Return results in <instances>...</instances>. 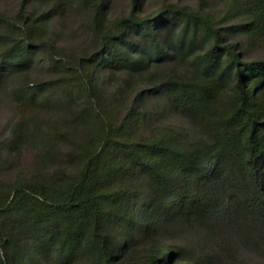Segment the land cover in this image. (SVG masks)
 I'll list each match as a JSON object with an SVG mask.
<instances>
[{"label": "trees", "instance_id": "obj_1", "mask_svg": "<svg viewBox=\"0 0 264 264\" xmlns=\"http://www.w3.org/2000/svg\"><path fill=\"white\" fill-rule=\"evenodd\" d=\"M113 1L81 0L91 17L75 69L60 64L49 40L35 38L60 14L52 0H21L13 16L0 9V89L8 88L18 113L10 145L35 121L72 139L76 162L73 171H37L10 188L0 180V264L264 257V0H225L219 17L131 0L110 19ZM40 52L57 74L27 80ZM114 79L118 94L106 85ZM63 99L75 119L93 123L88 142L75 140L68 124L48 130L36 122ZM156 113L178 122L139 136ZM184 229L212 247L172 242Z\"/></svg>", "mask_w": 264, "mask_h": 264}, {"label": "rangeland", "instance_id": "obj_2", "mask_svg": "<svg viewBox=\"0 0 264 264\" xmlns=\"http://www.w3.org/2000/svg\"><path fill=\"white\" fill-rule=\"evenodd\" d=\"M165 0H150L149 6L152 9L160 7ZM170 3H180L181 5H191L203 7L209 10L215 17H219L225 7V0H166ZM131 0H114L109 10V18L113 19L122 13L128 12ZM59 9L58 16L48 24H41V29L35 33V38L39 42L49 40L53 46L54 55L62 66L75 69L80 64L85 51V39L88 29L84 26L91 17L90 10L82 6L81 0H52ZM21 0H0V9L5 10L13 16L19 12ZM260 52V51H259ZM264 52V51H263ZM42 59L27 80L39 82L54 79L56 72L47 71L45 65L47 54L40 52ZM108 74H104L107 78ZM21 78V77H20ZM108 91H116L118 94L117 81L111 80L106 84ZM130 94V91L127 95ZM13 99L9 96L8 88L0 89V180L3 186L10 188L15 183L31 177L37 171L51 172L58 169L73 171L76 162L71 158V152L75 148V143L67 137H56L46 133L43 128L36 126L35 121H31L25 128L21 143L17 147L10 145L12 141V128L18 118ZM73 103L67 99L55 101L47 106L35 118L36 122L49 129L58 124H68L69 129L74 131L75 140L88 142L93 123L78 121L74 118ZM159 117L153 120L152 124L144 127L139 136L151 137L157 133L162 125L178 122V120L167 114H157ZM172 242L192 246L196 249H208L213 245V241L206 240L202 235L184 229L171 238ZM245 255V253H244ZM247 264H264V257L253 253L247 254Z\"/></svg>", "mask_w": 264, "mask_h": 264}]
</instances>
